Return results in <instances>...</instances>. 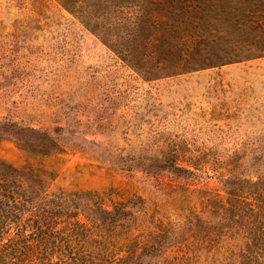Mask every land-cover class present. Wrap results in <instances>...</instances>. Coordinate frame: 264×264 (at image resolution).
<instances>
[{
  "label": "rangeland",
  "instance_id": "374dc122",
  "mask_svg": "<svg viewBox=\"0 0 264 264\" xmlns=\"http://www.w3.org/2000/svg\"><path fill=\"white\" fill-rule=\"evenodd\" d=\"M78 11L0 0L1 159L77 193L96 242L138 250L120 264H236L259 218L221 207L264 189V50L224 32L202 61L208 45L143 39L140 5ZM113 206L117 228L98 212Z\"/></svg>",
  "mask_w": 264,
  "mask_h": 264
},
{
  "label": "trees",
  "instance_id": "16d2710c",
  "mask_svg": "<svg viewBox=\"0 0 264 264\" xmlns=\"http://www.w3.org/2000/svg\"><path fill=\"white\" fill-rule=\"evenodd\" d=\"M57 1L69 11L79 12L83 0ZM94 3L112 7L140 5L143 39L159 31L170 40L184 37L180 44L188 48L189 57L199 52V46L208 45L202 61L215 55L216 45L225 41L224 32L233 35L230 45L232 41L234 45L264 50V0H94ZM171 45L176 46L173 42ZM30 131L41 144L53 145L50 135ZM43 152L48 155L50 151ZM22 178L19 169L0 157V264H120L138 257L137 249L125 246L119 249L116 243L103 247L96 242L102 230H98V235L88 220L79 218L77 193L49 191V183ZM229 205L221 207L222 210L241 220L240 210L245 207L252 220L259 218L255 227L261 226L260 230L250 232L251 243L238 249L236 264H264V189L251 190L246 197L229 201ZM98 209L100 215H109L114 228L126 212L124 207ZM174 260L173 264L186 262Z\"/></svg>",
  "mask_w": 264,
  "mask_h": 264
}]
</instances>
